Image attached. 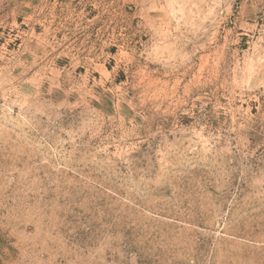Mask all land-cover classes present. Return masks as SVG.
I'll return each mask as SVG.
<instances>
[{
    "label": "rangeland",
    "instance_id": "374dc122",
    "mask_svg": "<svg viewBox=\"0 0 264 264\" xmlns=\"http://www.w3.org/2000/svg\"><path fill=\"white\" fill-rule=\"evenodd\" d=\"M0 264H264V0H0Z\"/></svg>",
    "mask_w": 264,
    "mask_h": 264
}]
</instances>
